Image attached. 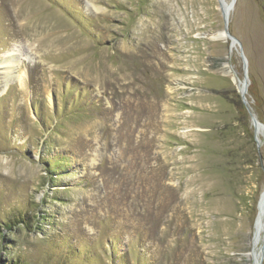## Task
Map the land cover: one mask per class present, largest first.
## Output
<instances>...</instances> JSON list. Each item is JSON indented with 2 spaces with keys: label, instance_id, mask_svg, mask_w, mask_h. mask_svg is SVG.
Returning a JSON list of instances; mask_svg holds the SVG:
<instances>
[{
  "label": "rangeland",
  "instance_id": "rangeland-1",
  "mask_svg": "<svg viewBox=\"0 0 264 264\" xmlns=\"http://www.w3.org/2000/svg\"><path fill=\"white\" fill-rule=\"evenodd\" d=\"M233 1L0 0V264H253L264 0Z\"/></svg>",
  "mask_w": 264,
  "mask_h": 264
},
{
  "label": "water",
  "instance_id": "water-1",
  "mask_svg": "<svg viewBox=\"0 0 264 264\" xmlns=\"http://www.w3.org/2000/svg\"><path fill=\"white\" fill-rule=\"evenodd\" d=\"M232 3H233V2H232ZM232 3H231V4H232ZM223 11H224V10H223ZM224 18H225V33H226V37L229 38V39H231L232 42H234V43H238V44L241 46V42H240L237 38H235V37L229 32V29H228V28H229V27H228V26H229V22H228V19H227V16H226V12H225V11H224ZM241 48H242V46H241ZM242 52H243V49H242ZM242 55H244V53H242ZM244 80H245V81L248 80L247 72H246V74H245V79H244ZM239 92H240V95H241V98H242L243 103H244L245 105H248L247 97H246L245 91L242 90V89H239ZM249 111H250V113H251V115H252V117H253V121H254L255 128H256V130L258 131L259 121H258L257 118L253 115V113L251 112L250 108H249ZM258 147H260V143H258ZM262 196H263V194H262ZM262 196H261V198H262ZM260 201H261V200H260ZM259 204H260V202H259ZM258 217H259V215H258ZM257 222H258V218H257V221H256V227H255L256 231H255L254 239L256 238V235H257ZM254 250H255V249L253 248L251 254L254 253ZM263 251H264V250H263ZM251 254H250V255H251ZM263 261H264V255L261 256L260 259H258L257 264H262Z\"/></svg>",
  "mask_w": 264,
  "mask_h": 264
},
{
  "label": "bare ground",
  "instance_id": "bare-ground-1",
  "mask_svg": "<svg viewBox=\"0 0 264 264\" xmlns=\"http://www.w3.org/2000/svg\"><path fill=\"white\" fill-rule=\"evenodd\" d=\"M236 0H234L233 1V3L231 4L230 3V5H233L234 4V2H235ZM226 12V16H227V19H228V22H229V11H225ZM225 32V31H224ZM225 36V39H226V33L225 34H222L221 35V37H224ZM233 44H236V43H234L233 42ZM11 60V59H10ZM7 62H9V61H7ZM0 64H6V60H4V61H2ZM9 66H10V62L9 63H7ZM11 67V66H10ZM9 67V68H10ZM17 80L20 82V85L21 86H23L24 85V77H23V75H18V78H17ZM235 80L237 81V83H238V87H239V89H242L241 88V82H242V80H241V78H239V77H235ZM245 81V80H244ZM246 83L248 82V80L247 81H245ZM242 90H244L245 91V94L247 93L246 92V89H242ZM260 125V124H259ZM263 199H264V193H263ZM261 200H262V198H261ZM261 202V201H260ZM264 205V204H263ZM262 205V206H263ZM258 229H259V223L257 224V233H258ZM263 229L261 228L260 229V231H262ZM260 233H262V232H260ZM259 233V234H260ZM263 244H262V246H261V252H256L255 254H254V262H253V264H257V261H258V259H260L261 258V256H263L264 255V237H263ZM252 255V254H251Z\"/></svg>",
  "mask_w": 264,
  "mask_h": 264
}]
</instances>
